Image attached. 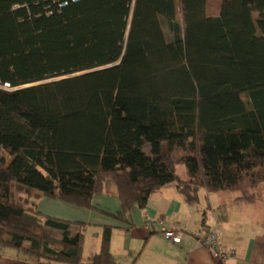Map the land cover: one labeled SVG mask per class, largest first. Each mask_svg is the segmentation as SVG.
Returning <instances> with one entry per match:
<instances>
[{"label":"trees","instance_id":"obj_1","mask_svg":"<svg viewBox=\"0 0 264 264\" xmlns=\"http://www.w3.org/2000/svg\"><path fill=\"white\" fill-rule=\"evenodd\" d=\"M207 4L0 0V256L13 248L38 263L121 264L111 226L83 262L88 224L40 213L41 197L128 225L172 182L190 204L201 190L255 201L264 0H220L217 16ZM107 181L115 212L93 202Z\"/></svg>","mask_w":264,"mask_h":264},{"label":"crops","instance_id":"obj_2","mask_svg":"<svg viewBox=\"0 0 264 264\" xmlns=\"http://www.w3.org/2000/svg\"><path fill=\"white\" fill-rule=\"evenodd\" d=\"M93 202L111 212L120 209L111 181L105 183L104 194L95 197ZM257 204L258 200L238 199V194L230 196L225 191L208 193L204 190L199 192L197 202L190 204L172 182L150 195L143 209L132 210L131 225L46 197L39 198L36 206L42 214L88 224L82 256L86 251V234L92 230L95 235L94 244L88 246V256L93 258L100 248L102 227L111 226L110 251L121 264H217L210 251L195 238L203 229H214L219 232L221 241L236 251V256L223 264H264V224L248 217L250 209L256 211ZM232 205L236 210L241 209L239 216L230 217L229 212L223 210ZM147 216L161 219L162 224L145 229L143 223ZM162 228H185L186 235L180 243L174 244L162 236Z\"/></svg>","mask_w":264,"mask_h":264},{"label":"rangeland","instance_id":"obj_3","mask_svg":"<svg viewBox=\"0 0 264 264\" xmlns=\"http://www.w3.org/2000/svg\"><path fill=\"white\" fill-rule=\"evenodd\" d=\"M219 1L220 0H208L207 12L209 15H213V16L218 15V13H219L218 12ZM176 173L180 178L185 179V177H186L185 166L183 164L177 165L176 166ZM13 191H14L15 195H17V196L18 195H21L23 197L26 196L23 192H17L15 190V187H13ZM225 192L227 194H230V196H232V195L234 196L235 194H238L237 192H231V191H225ZM254 192H255V196H256L255 201L258 200L259 205L257 204V206L254 207V208H256V211H255V209H250L248 217L251 219H258L259 224H264V183L258 185V187L255 189ZM234 208L235 207H233V205H232L229 207H223V210H227L229 212L228 214L230 215V217L239 216L241 209L236 210ZM250 208H252V207H250ZM221 211H222V209H221ZM101 214H103V213H101ZM257 214H258V216H257ZM94 242H95V235L92 234V230H91L89 235L86 234V237H85L86 251H85L84 255L82 256L83 262L91 261L92 258H90L88 256V246H91L92 244H94ZM0 264H60V263H55V262L48 261V260H42V261H40V263H38V261L31 255H28V254H25L22 252H18L17 250H15L13 248H5L2 251L1 256H0Z\"/></svg>","mask_w":264,"mask_h":264},{"label":"built area","instance_id":"obj_4","mask_svg":"<svg viewBox=\"0 0 264 264\" xmlns=\"http://www.w3.org/2000/svg\"><path fill=\"white\" fill-rule=\"evenodd\" d=\"M161 224V219L147 216L143 223V227L145 229H151L155 228L156 226H160ZM160 231L166 240L174 244L180 243L186 235L185 228H162ZM195 238L201 246L207 248L210 251L212 257L217 262L224 263L225 261L236 256V251L221 241L220 234L217 230L210 229L206 231H200L195 235Z\"/></svg>","mask_w":264,"mask_h":264}]
</instances>
